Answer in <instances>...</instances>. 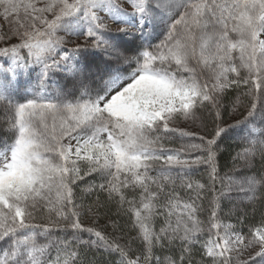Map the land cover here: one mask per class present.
Instances as JSON below:
<instances>
[{
  "label": "snow or ice",
  "instance_id": "snow-or-ice-1",
  "mask_svg": "<svg viewBox=\"0 0 264 264\" xmlns=\"http://www.w3.org/2000/svg\"><path fill=\"white\" fill-rule=\"evenodd\" d=\"M0 16V264H94L85 246L118 264H264V210L244 230L264 209V172L221 176L217 158L226 93L243 87L234 161L264 164V0H0ZM201 108L214 113L204 135L170 126ZM161 131L199 143L166 147ZM233 188L251 206L236 224L220 215ZM77 189L105 193L136 235L85 226L101 205Z\"/></svg>",
  "mask_w": 264,
  "mask_h": 264
},
{
  "label": "trees",
  "instance_id": "trees-1",
  "mask_svg": "<svg viewBox=\"0 0 264 264\" xmlns=\"http://www.w3.org/2000/svg\"><path fill=\"white\" fill-rule=\"evenodd\" d=\"M245 89L243 87L239 89H229L226 93V98L224 100L225 109L221 112V118H220V127L225 128L226 134L222 135V138L219 139V151L217 154L218 158V164H219V172L221 176H224L225 173H228L229 170L232 169V167L236 164L237 160L234 157H236L237 152L241 151L244 147L247 146L246 141L243 138V132L241 127H231L233 125H236L234 122L230 123V108L233 106L234 102H236L237 98L240 97L241 103L250 105L251 104V98L248 96L243 95ZM3 111H0V116L4 115ZM196 115L200 118V120L203 122V126H207L209 130H211L214 127L213 119H214V113H210L207 108H201L196 112ZM6 120V119H5ZM5 120L0 121V136L4 135V129L7 127ZM160 135H163L165 137L164 143L166 147H179L182 144H185L184 141L178 138L170 137L163 131L159 133ZM199 135V134H198ZM204 135V133L202 134ZM191 143H199L198 139H192ZM252 172L253 174H259L264 172V164H262L259 156L254 159L252 163ZM152 175H156V172H153ZM191 178L193 180H200L202 183H207V175L205 172V169L203 167H198L194 169L191 173ZM83 187V185H81ZM217 191H220L221 185L218 182L216 185ZM262 192H264V189H261ZM180 194L182 197L186 198V194L183 190L180 191ZM204 195L207 198H210L212 193L211 192H205ZM77 197L78 203H82L85 208L87 206L92 205L93 201L99 197V202L101 207L98 209V212L94 213H88L87 211L82 213V219L84 220L82 223L85 224V226H91L95 227L97 230L103 231L106 235L111 234L113 236H122L123 238L119 241L120 243L127 242L131 237H134L136 235V232L132 230L131 224L129 222V219L123 215H117V207L114 202H109L107 200L105 193H100L94 191L91 195L82 194L80 189H77ZM202 205V208L204 209L199 215L201 220H207V217L209 215L208 212V201L207 199H204L199 202ZM264 209L260 208L259 205H257V214L255 219L251 215H248L247 219L244 220V230L247 231V227L249 224H253L259 220V212ZM251 213V206H244L241 205L239 207H233L230 205L227 200L223 197L221 199V208H220V215L227 223H233L236 224L238 218H241L245 215V213ZM112 221H117L120 230L114 231L112 226ZM160 226V221L157 222V227ZM89 239V235L87 233H84L81 237L82 241H87ZM94 239V237H93ZM139 245V241L132 244V248L136 249ZM199 247V246H197ZM82 252L86 253L87 259L93 260L94 264H118L119 256L115 253H110L108 251H104L103 249H97L95 247L88 249L86 246L85 248L81 249ZM194 249V255L193 259L199 261L201 259L200 255L195 254ZM157 254L160 255L161 253L157 251ZM171 254V253H166Z\"/></svg>",
  "mask_w": 264,
  "mask_h": 264
},
{
  "label": "rangeland",
  "instance_id": "rangeland-1",
  "mask_svg": "<svg viewBox=\"0 0 264 264\" xmlns=\"http://www.w3.org/2000/svg\"><path fill=\"white\" fill-rule=\"evenodd\" d=\"M6 26H7V21L2 16H0V29L5 28ZM160 39H163V35L160 36ZM153 43H159V40H154ZM57 79H60V78L57 77ZM24 87H25V83H24L23 77H21V84H20L21 90H23ZM29 91H31V89H29ZM238 98H239L240 103L239 104H235V102H234V104H233V106L235 105V110H234L233 106L230 108V111H231L230 112L231 113L230 114V123L234 122L236 124L237 121L244 120L245 117L247 116V111H248V109L250 108V105H251V104L247 105V104L241 103L240 97H238ZM5 119H6L5 114L0 116V121H3ZM255 119L257 121H259V119H260L259 111H257ZM202 123L203 122L196 115V119L195 120H193V119H189V120L181 119V120H178V121L174 122L170 126L173 127V128H180V129H184V130H186L188 132H195V133H197L199 135H202L204 133L203 132L204 126H203ZM237 126L241 127V128L243 127L242 125H237ZM257 126H260V125L257 124ZM166 134L168 136H170V137H174V138L176 137L178 139H181V140H184V141H188V142H185V144L192 142V139L190 140L188 137H183V138L180 137L178 132L177 133H166ZM163 135H165V134H163ZM236 160H237L236 164L228 172L229 175H234L237 178H240V177H243V176H248V175H253L252 165L249 166V167H245L244 166V162L242 160H240V159H236ZM224 198L227 200V202L230 205H232L235 208L239 207L241 205L249 206L247 201H242L241 200L240 194L237 193L235 188H233V190L230 193H226ZM81 219H82V217H81ZM81 221L83 222L84 220H81Z\"/></svg>",
  "mask_w": 264,
  "mask_h": 264
}]
</instances>
